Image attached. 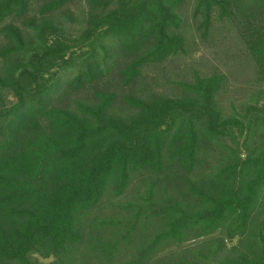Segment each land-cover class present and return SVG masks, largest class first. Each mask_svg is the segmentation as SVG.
<instances>
[{
	"label": "trees",
	"instance_id": "trees-1",
	"mask_svg": "<svg viewBox=\"0 0 264 264\" xmlns=\"http://www.w3.org/2000/svg\"><path fill=\"white\" fill-rule=\"evenodd\" d=\"M230 28L264 84V0H0V264H264V97L169 73Z\"/></svg>",
	"mask_w": 264,
	"mask_h": 264
},
{
	"label": "rangeland",
	"instance_id": "rangeland-1",
	"mask_svg": "<svg viewBox=\"0 0 264 264\" xmlns=\"http://www.w3.org/2000/svg\"><path fill=\"white\" fill-rule=\"evenodd\" d=\"M224 38L213 40L208 45L201 46L199 52L186 61H180L171 68L169 72L173 78L180 80L184 75L187 78L193 74V70H200L203 73H210L213 70H222L230 78L227 90L222 95V108L226 113L231 114L234 111H242L246 105L255 103L258 99L264 97V84L255 78L254 68L245 64H238L239 57L236 54L241 53L242 45L236 38V33L230 28L221 34ZM250 72L248 75L244 72ZM264 102V99H261ZM260 215H264V207L260 210ZM201 245L199 241L192 242L190 246L184 247L182 251L198 248ZM179 250V251H181ZM178 251V252H179Z\"/></svg>",
	"mask_w": 264,
	"mask_h": 264
}]
</instances>
